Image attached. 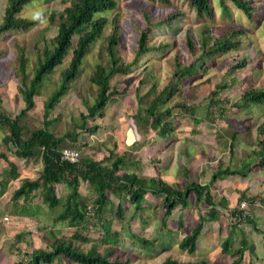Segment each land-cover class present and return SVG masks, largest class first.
Returning <instances> with one entry per match:
<instances>
[{"label": "rangeland", "instance_id": "374dc122", "mask_svg": "<svg viewBox=\"0 0 264 264\" xmlns=\"http://www.w3.org/2000/svg\"><path fill=\"white\" fill-rule=\"evenodd\" d=\"M250 3L253 5L252 16L230 1L229 12L223 13L219 0H211L214 15L210 17L200 16L187 0H119L115 8L104 13L109 23L91 43L79 74L70 82L61 100L51 108L44 105L59 85L60 72L68 65L71 51L64 62L44 79L35 96V107L22 118L27 134L43 125L45 119L53 120L50 128L58 135H74L76 140L67 137L64 147L76 149L80 157L101 159L112 150L124 158L126 170L148 176L161 175L171 184L184 186L186 181L193 180L210 183L213 172L221 166L240 169L247 165L243 174L227 175L211 184L215 201L225 200L227 207L220 206L221 214L217 220H205L195 252L181 248L180 241L202 215L207 216L210 206L204 202L196 203L194 193L186 205L179 203L166 218L160 205V195L147 191L144 210L138 213L134 204L125 199L126 228L110 212L109 217L114 219L113 229L122 233V241L116 251L121 258H130L133 264H159L167 257L231 264L234 257L223 250V242L231 235L232 247L236 248L243 233L248 248L242 264H264V233L256 230L245 217L238 219L233 214L234 210H240L251 215L264 232V203L261 200L264 197V167L261 166L264 157L250 154L258 147V140L264 138V104L252 103L244 107L235 104L242 103L241 93L245 88L264 86V0H250ZM6 4L7 0H0V22ZM66 4L69 1L32 0L20 14L27 18L40 16L37 23L28 29L0 34V109L15 115L25 105L21 80L16 74V42L27 50L26 70L31 78L39 56L37 48L50 43L57 31V23L51 22L49 16L53 10L60 11ZM175 10L182 11L183 15L171 25L161 22ZM115 16L121 24L119 53L126 61L136 59V62L127 73H116L110 80L111 89L128 87L127 92L114 95L108 102L105 115L89 117L87 126H84L82 113H88V105L93 104L97 94V87L90 76L96 65L106 59L105 37L111 31V20ZM205 25L213 37L231 29H244L239 47L225 54L203 58V62L201 51L191 56L186 46V35L190 33L198 45ZM142 29L148 32V43L152 49L137 58V41ZM241 60H245L246 65L233 69L232 66ZM197 61L199 71L178 82L182 93L176 90L169 100L171 104L177 101L188 108L196 105L195 116L191 117V110L182 112L180 106L173 108V130L167 136H161L152 126V118L141 113L140 109L150 103L155 92L174 79L178 68ZM220 84L225 86L217 94L219 104L211 103L209 97H215L211 91ZM208 113L214 117L213 121L206 119ZM93 126H97L95 130L87 129ZM6 133L7 130L0 126V151H5L8 159L18 164L20 176L16 179L9 177L4 191L0 187V264L26 259L25 251L46 247L51 229L57 235H72L67 224L54 223L61 205L51 208L43 203L39 191L29 201L36 207L37 217H20L13 212L16 208V202L11 198L13 191L25 177L38 176L42 160L19 158L10 150L5 140ZM232 143L234 148L231 150ZM9 167V162L0 158V179L8 177ZM56 188L61 197L70 191L64 183L57 184ZM81 192L85 196L97 194L95 187L85 180L81 181ZM242 193H245L244 198ZM112 199L114 203L118 202L114 196ZM233 222L238 225L232 230ZM44 225L47 228L40 229ZM21 232L24 234L19 239L17 235ZM136 236L152 240V243L143 246ZM78 243L84 249L94 244L101 250L107 246L102 237L95 234L87 241L78 240ZM68 263L78 264L72 260ZM52 264H67V261L57 260Z\"/></svg>", "mask_w": 264, "mask_h": 264}, {"label": "trees", "instance_id": "16d2710c", "mask_svg": "<svg viewBox=\"0 0 264 264\" xmlns=\"http://www.w3.org/2000/svg\"><path fill=\"white\" fill-rule=\"evenodd\" d=\"M32 0H7L3 19L0 22V34L11 30L28 29L41 17L27 18L20 13L24 6ZM69 1L60 11L53 10L49 16L51 22L57 23L56 34L52 37L50 43H46L43 48H37L38 60L34 68L33 76L29 78L27 73L28 56L24 45L16 42V74L21 80V93L24 99V107L15 115L7 113L0 109V126L7 130L5 140L8 141L10 150L16 153L19 158L31 159L41 158L42 168L38 176L25 177L21 184L13 191L12 200L15 201V210L13 211L20 217L35 218L37 210L29 202L36 192H40L42 202L48 204L51 208L61 205V210L55 215L54 223H65L72 231V235H57L50 230V241L46 247H35L31 251H25L26 259L14 261L11 264H52L57 260H72L78 264H133L130 258H121L117 252V245L122 241V233L119 229H113V218H110V212L126 228L128 220L125 214L124 200L129 199L135 206V212L144 210L143 201L147 191L162 197L160 205L163 208L164 218L170 216L179 203L186 205L191 194L195 195V202H204L210 206L207 216H201L200 221L192 227L180 241V247L189 252H195L198 248V242L202 230L205 226V220H217L221 214L220 206L227 207L225 200L216 202L212 193L211 184L227 175L244 173L245 167L232 169L230 167H219L213 172L210 183H201L197 180L186 181L184 186L171 184L161 175H145L137 171L126 170L124 158L112 150L101 159L92 157H80L78 162H71L62 159L61 150L65 145L66 138L71 137L76 140L72 133L58 135L50 126L53 120L45 119L43 125L34 128L29 134L26 133L25 125L22 124V118L35 107V96L39 93L44 79L52 74L55 68L64 62V59L71 51V57L68 65L60 72V83L51 92L45 100V107H54L67 92L70 82L79 74L80 67L85 55L88 53L91 43L95 41L103 32L109 23L108 17L104 14L106 11L116 7L119 0H65ZM161 2H170V0H159ZM228 1L232 2L247 15L252 16L253 5L250 0H219L220 9L223 13L229 12ZM188 4L200 15L213 17L214 9L211 0H187ZM183 15L180 10H175L167 14L162 23L171 25L178 17ZM112 28L105 37V55L106 59L97 64L90 76L91 81L97 87V94L93 104L88 105V113H82L84 126H87L89 117L105 115V109L109 100L116 94L127 92L128 87L122 90L118 88L111 89L110 80L116 73H127L131 66L136 62L126 61L119 53V42L121 33V24L119 18L115 16L111 20ZM264 31V23H263ZM244 29H231L219 36H211V31L206 27L200 32L199 44L197 45L192 35H186V46L191 56H195L201 51V60L203 58L225 54L239 47L241 43V34ZM136 57L150 51L149 35L145 29H142L138 38ZM179 63L178 60H176ZM203 64V63H202ZM246 61L241 60L239 64L232 66H245ZM200 64L190 63L189 65L178 68L173 75V80L168 82L161 90L155 92L153 99L141 113L148 114L152 118V126L161 136H167L173 130V108L180 106L181 111L191 110V117L195 116V106H182L180 102L169 103L170 98L174 96L178 88V82L188 76L195 75L199 71ZM225 85L220 84L211 91L215 97H209L210 102L218 103L217 94L220 88ZM180 93L182 91L180 90ZM211 94V93H210ZM212 96V95H210ZM242 103H235L237 106H248L252 103L264 104V86L245 88L241 93ZM184 105V104H183ZM207 120H214L212 114L208 113ZM97 126L88 127V130H95ZM258 147L250 154H255L257 158L264 157V138L258 140ZM234 143L231 145V150ZM0 158L9 162L8 177L0 179L2 191L7 187L10 179H16L20 176L19 166L14 160H9L5 151H0ZM261 166L264 167V158L261 160ZM123 170V171H122ZM10 177V179H9ZM85 180L95 187L97 194L85 196L81 192V181ZM64 183L70 188L65 197L57 194V184ZM245 193L241 197L244 198ZM114 196L118 199L114 203ZM260 197V196H259ZM256 198V197H254ZM264 203V197L261 198ZM22 201L20 204L19 202ZM20 204V205H19ZM233 214L242 219L245 217L253 227L261 231L257 222L249 214H244L240 210H234ZM113 216V217H114ZM126 222V223H125ZM238 223H232V230L237 228ZM46 229L44 225L40 229ZM22 234L18 233V238L22 239ZM99 235L107 243L104 250L97 249L96 244L89 249H84L78 240L87 241L91 236ZM143 246L152 243L141 236H136ZM248 248L246 235L243 233L240 239V245L232 247V236L223 242V250L233 255L234 260L231 264H242L244 253ZM115 253V258H111ZM159 264H208L206 260H180L173 257H167ZM253 264V263H250Z\"/></svg>", "mask_w": 264, "mask_h": 264}, {"label": "built area", "instance_id": "2783aa9c", "mask_svg": "<svg viewBox=\"0 0 264 264\" xmlns=\"http://www.w3.org/2000/svg\"><path fill=\"white\" fill-rule=\"evenodd\" d=\"M62 159L68 160L71 162H78L80 160V153L74 149L69 147H63L61 150Z\"/></svg>", "mask_w": 264, "mask_h": 264}, {"label": "crops", "instance_id": "0c3cea01", "mask_svg": "<svg viewBox=\"0 0 264 264\" xmlns=\"http://www.w3.org/2000/svg\"><path fill=\"white\" fill-rule=\"evenodd\" d=\"M155 168V167H154ZM156 170V169H155ZM145 174V173H144ZM154 175H156V174H154Z\"/></svg>", "mask_w": 264, "mask_h": 264}, {"label": "bare ground", "instance_id": "6f19581e", "mask_svg": "<svg viewBox=\"0 0 264 264\" xmlns=\"http://www.w3.org/2000/svg\"><path fill=\"white\" fill-rule=\"evenodd\" d=\"M2 222V221H1Z\"/></svg>", "mask_w": 264, "mask_h": 264}]
</instances>
